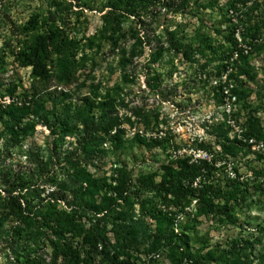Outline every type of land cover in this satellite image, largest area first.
<instances>
[{
  "label": "rangeland",
  "instance_id": "rangeland-1",
  "mask_svg": "<svg viewBox=\"0 0 264 264\" xmlns=\"http://www.w3.org/2000/svg\"><path fill=\"white\" fill-rule=\"evenodd\" d=\"M106 1L0 0V101L19 100L31 88L47 85L57 92L61 117L62 111L81 114L86 97L113 100L124 142L115 145L105 134L87 165L105 189L114 186L117 168L121 178L139 182L158 180L167 168L176 172L195 161L208 163L210 176L203 170L196 182L206 178L217 189L210 209L192 200L186 213L169 216L174 209L164 207L156 190H141L136 201L132 194L114 201L105 189L97 191L96 204L108 219L105 237L124 259L264 264V178L259 174L264 171V0L239 2L237 9L233 0H146L133 14L112 16ZM171 33L189 46L175 49ZM48 36L67 42L68 52L34 62L30 47L45 49ZM240 49L252 53L234 96L219 93L215 80L204 82L207 65L231 66ZM50 115L54 124L56 114ZM53 138L37 124L12 154L34 143L55 156ZM71 139L65 137L62 150ZM16 157L27 166L24 157ZM50 172L56 180L63 175L56 164ZM50 184L40 185L43 194ZM225 202L234 206L228 216L216 210ZM119 213L127 223L132 215L144 218L150 229L141 236L129 222L134 230L127 235L124 226L113 225L124 222L116 219ZM9 225L0 224V264H20L12 250L18 236L3 229ZM171 232L173 245L167 238ZM184 236L188 246L180 244ZM49 251L40 252L49 257Z\"/></svg>",
  "mask_w": 264,
  "mask_h": 264
},
{
  "label": "trees",
  "instance_id": "trees-1",
  "mask_svg": "<svg viewBox=\"0 0 264 264\" xmlns=\"http://www.w3.org/2000/svg\"><path fill=\"white\" fill-rule=\"evenodd\" d=\"M247 1L233 0L231 7L237 9V3L245 4ZM143 3L146 0H107L106 7L110 8L108 14L111 16L118 11L133 14L139 8L137 4ZM174 35L171 33L170 40L175 49L189 46L174 40ZM67 49V42L48 36L46 48L37 44L31 46L30 55L34 62H40L51 54L67 53ZM251 53L250 49H240L237 58L231 60V66L207 65L204 82L215 80L214 87L218 92L226 91L234 96L242 76L247 75V59ZM48 88L47 85L44 88L34 87L19 100L12 98L8 103L0 101V224L5 227L9 223V228H3L4 231H13L18 236V240L12 243V250L20 264H136L111 249V241L105 237L106 212L98 207L95 197L98 196L97 191L105 189V185L94 179L87 169L91 160L89 154L95 152V146L105 134L115 145L124 142L122 130L118 127L117 105L110 99L93 102L86 97L82 101L81 114L70 115L62 111L60 117L56 112L57 92ZM49 102H52L49 105L51 108L47 107ZM54 113L57 121L51 124L50 114ZM37 124L44 125L54 136V150L51 152L55 151V156L46 154V149L34 143L27 144L21 154H12L14 148L24 145L26 135L27 138L33 135ZM68 135L73 139L62 150ZM17 155L24 157L27 166L16 159ZM54 158L56 162H53ZM55 164L61 167L63 173L59 180L53 179L54 175L50 172ZM203 170L206 176H210L207 174L210 171L208 163L195 161L176 172L173 168L165 169L158 180L152 177L136 182L121 178L122 168H117L118 177L114 186L110 184L105 191L110 192L114 201H127L130 194L136 201L141 190H156L165 199L164 207L174 209L173 212L169 211V216L186 213L192 200L198 206L210 209L214 206L212 199L217 197V189L206 178L196 182ZM259 174L264 178V171L261 170ZM48 181L52 188L43 194L40 185ZM134 184L138 189H131ZM233 209V204L225 202L216 210L228 216ZM116 219L125 222V217L120 213ZM128 221L135 224L141 236L150 229L144 218L132 215ZM124 222L115 221L113 225L124 226L125 233L130 235L134 226ZM175 235L171 232L167 236L171 245ZM157 237L162 236L157 234ZM184 237L180 244L188 246V237ZM34 246L37 248L31 253ZM48 249L49 257L40 252ZM27 250L30 253L27 254Z\"/></svg>",
  "mask_w": 264,
  "mask_h": 264
}]
</instances>
